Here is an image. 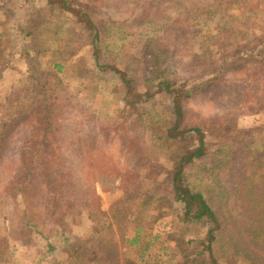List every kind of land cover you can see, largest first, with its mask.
Listing matches in <instances>:
<instances>
[{
    "label": "trees",
    "instance_id": "1",
    "mask_svg": "<svg viewBox=\"0 0 264 264\" xmlns=\"http://www.w3.org/2000/svg\"><path fill=\"white\" fill-rule=\"evenodd\" d=\"M140 1L139 15L150 7L158 9L144 3L148 0ZM174 1L180 6L179 24L188 17L207 16L213 25L207 40L196 42L195 50L201 53L184 65L185 77L168 74L167 50L162 44L154 50L159 34L165 37L175 31L172 25L162 21L158 28L142 26L128 33L130 18L126 22H120L119 16L110 18L127 29L117 27L118 32L134 37L133 50L144 54L149 47L147 53L152 51L151 56L141 57L146 84L139 89L125 69L102 62L103 43L94 16L100 0H88L85 6L75 0L38 4V0H0V22L4 19L10 27L8 35H0L3 48L26 62L28 72L15 119H8L6 112L11 85H0V264H135L136 259L142 264H223L217 261L214 247L226 248L227 257L239 261L237 242L241 243L242 233L251 245L264 248V240L251 226L256 217H264V123L250 129L238 127L244 116L264 115V22L259 15L264 0ZM35 2L37 6L26 7ZM47 3L57 5L56 13L49 15ZM63 13L80 31L66 35L71 45L55 32ZM45 33L53 41L48 48ZM50 45L63 51L67 64L39 63ZM87 48L94 70L83 55ZM147 59L150 67L144 65ZM164 65L167 68H161ZM109 70L124 84V95L113 106L110 99L116 90H111L103 105L105 112L114 110L111 118L100 120L94 108L89 118H83L71 101L74 96L66 89L71 87L66 79L100 87L99 81ZM229 74L246 78L232 83L237 89V111L208 120L197 116L188 122L194 114L187 115L188 103L209 95ZM214 127L222 129L216 133H221L220 139L227 137L233 145L210 153L211 164H195L208 159L205 131ZM231 132L243 136L234 139ZM124 133L136 139L130 163L119 164L106 148L97 163L99 177L107 174L103 179L110 180L113 170L112 174L129 172L131 164L133 168L138 164L136 170L145 177L144 188L149 191L132 194L124 189L123 198L108 213L96 211L87 161L94 156L97 140ZM149 143L154 151H169L167 157L166 152L162 155L170 162V177L159 181L158 174H151ZM234 153L251 162L253 183L249 186H244L247 182L241 177L248 169L240 172L231 164L236 160ZM193 165L203 173H197L200 182L190 178ZM155 213L158 220L169 218L164 228H172L171 234L156 232L145 237L143 225L156 224ZM171 242L177 245L172 253ZM253 249L246 247L244 252L253 256ZM180 252L182 261L174 260Z\"/></svg>",
    "mask_w": 264,
    "mask_h": 264
},
{
    "label": "rangeland",
    "instance_id": "2",
    "mask_svg": "<svg viewBox=\"0 0 264 264\" xmlns=\"http://www.w3.org/2000/svg\"><path fill=\"white\" fill-rule=\"evenodd\" d=\"M78 2L79 5L85 6L88 0H75ZM153 1L155 3H153ZM37 2V0H36ZM29 4L26 7L31 8L30 6L34 5L37 6L39 2H45V0H38L37 4ZM141 1L137 0L133 2V0H100L99 2V10L94 15L99 22V36L100 40L103 43L104 54L101 57L102 62H105L109 65H117L119 69H125L128 72V77L134 79L136 82V87L142 89L145 83V76L142 73V65L141 57H148L151 56V53H147L149 47L146 48V52L144 54H140L139 50H133L132 44L134 43V37L127 35H123L121 32H118L117 27H121L122 25L113 23L110 21L112 17L119 16L118 20L120 22H126L130 18V29L129 31L123 27V30H127V32L134 33L137 28H158L162 21L166 22V25H172L175 31L172 33L170 32L167 36L163 37L162 34H159V39H155V47L154 50L156 51L160 44L164 46L167 50V59H168V74H174L175 76L181 78L187 76L184 71V65L188 63L193 56L201 53V50H195V45L197 41H204L207 40L209 34L212 30V20L207 16L202 17H188L186 21H181L180 24L178 21V12L179 7L176 1L174 0H148L144 3H149L151 6L157 5L158 9H154L152 7L146 9L145 15H139ZM140 5V6H139ZM34 8V7H32ZM57 5L53 3H47L46 11H48L49 15L56 13ZM259 15H261V20L264 22V8L260 9ZM123 18V19H122ZM181 19V18H180ZM56 27L57 34L63 39V41L67 44V34H75L80 33L79 29L76 27V22L73 20H69L64 13L62 17H59L58 21L54 25ZM143 26V27H142ZM121 27V28H122ZM264 27V26H263ZM10 31L9 23L6 20H2L0 22V35L3 37L8 35ZM158 33V32H157ZM156 33V34H157ZM154 34V33H153ZM157 38V37H156ZM44 44L48 48V45L51 44L53 41L48 36V33L43 35ZM56 45L61 43L55 41ZM5 44L4 39L0 38V48L2 49L0 52V85H7L11 87L8 89L9 92L8 96V106L6 112H8V119H15V113L19 109V104L22 100V97L26 91V81L28 79V72L26 70V62L24 63L18 56L12 57V53L5 48H3ZM85 58L89 61L91 70L93 62L91 57V49L87 48L84 51ZM47 61L53 63H61L67 64V60L65 59L64 53L60 48H55L50 45V51H47L45 56L42 60H39L41 65L46 63ZM38 63V64H39ZM175 63L176 65H173ZM25 64V65H24ZM30 64V63H28ZM119 64V65H118ZM150 62L148 59L144 62L145 67L149 66ZM154 66V64H153ZM150 67V66H149ZM166 65L162 66L161 68H165ZM167 68V67H166ZM45 71V70H44ZM49 71H45L47 74ZM7 74L5 76L4 74ZM171 73V74H170ZM222 76V75H221ZM2 78V79H1ZM9 78L10 81L5 79ZM47 79V78H46ZM246 78L245 76H240L237 74H229L224 77V81H219L221 84L220 87H214L212 91H209V95L202 97L201 100H193L188 103L190 112L187 115H191L194 113L191 118H188V122H194L197 116L201 118H205L204 120H208V118H214L219 115H225L226 113L237 111V89L234 88L232 83L235 82H242ZM5 80V81H3ZM67 86L66 89L69 91V94H72L74 97L71 99L73 104L78 107V111L80 112L83 118H89L88 112L94 108L98 118L101 120L102 117L111 118V113H114L112 109L110 112H105L103 110V105L106 104V101H109V94L111 90H116L114 93V97L110 99V104L113 106H117L118 101L122 98L125 93V87L122 81L116 78L112 72L109 70L107 71V76H105L102 81H99L101 86L91 85L90 82L85 81L83 83L77 82L76 80L66 79ZM242 80V81H241ZM4 82V83H3ZM77 82V83H76ZM44 84L48 85V79L44 82ZM240 84V83H239ZM246 82L244 83V85ZM260 85V83H257ZM118 87V88H116ZM245 87V86H244ZM239 88V85H238ZM258 92V91H257ZM239 108V106H238ZM104 111V112H103ZM103 112V113H102ZM100 116V117H99ZM264 123V115L257 114L252 117L244 116L240 119L238 127L241 129H250L255 126V124H263ZM219 132H223L222 129L219 128H211L205 131V143L207 144V150L209 152L208 159L204 161L196 162L195 164H211L210 163V153H213L218 148H225L232 146L233 144H229L230 140L227 137L219 138V135L216 134ZM230 136L234 139L242 138V134L239 132H231ZM220 140L222 144H220ZM84 144L82 141L81 145ZM90 143H85L84 146ZM222 145V146H221ZM136 146V139H129V136L124 133L121 135H114L109 139L107 137L105 141L100 142L97 140L95 147L96 151L94 153V160L92 158L88 159V165L90 167V178L92 179V191H93V206L96 211L108 213L111 207L118 201L123 198V191L124 189H129L132 194H137L143 191L148 192V189H145V177L141 175L137 170L136 166L138 164H134V168L131 164V167L128 171H122L121 173L112 174L116 172L113 170L111 175L113 176L110 180L103 179L106 178L107 174L102 177H99L97 171V164L100 162L104 156L106 150L109 149L111 152V156L113 159L118 160L119 164H126L130 163L132 152L134 147ZM101 147H105L101 153ZM149 154L150 158L152 159V168L151 174H158L159 181L163 180L165 177H170L171 168L167 164V160L164 159L162 153H165V157L168 156L169 151L156 149L154 151V146L149 143ZM237 150L241 151L240 144H237ZM236 152V151H235ZM10 153H12V149L10 148ZM236 160L233 161L231 164H236L235 168L240 172H243L245 168L248 169V174L241 176L245 177L243 182H247L244 186H249V184L253 183V179L249 178L252 173L253 169L249 167L247 159L244 158L242 154H235ZM114 161V160H113ZM76 169H81L78 164H76ZM135 169V170H133ZM235 170V173L236 171ZM140 172H143L139 170ZM199 173L198 167L193 165L189 171L190 178L195 180L196 182H200L201 176L203 173H199L201 176L197 175ZM236 179L239 178L235 176ZM262 178H264V170L262 174ZM264 179H261V182ZM205 182V179H203ZM120 183V187L117 188L116 185ZM147 188V187H146ZM36 192H40L37 189ZM216 197L222 201V196L220 194L216 195ZM257 208L258 206L255 205ZM228 211V210H227ZM158 213H155L152 218L156 220V224H147L143 225L146 230V236L148 237L150 234L161 232V234L169 233L171 234L172 228H167L165 230L164 226L166 224H170L169 218L165 217L163 220L157 219ZM245 218L252 219L253 216H245ZM256 222L252 223V230L254 231L257 236L261 237V240H264V217H256ZM93 221H97L95 218ZM246 222V219H245ZM250 226V225H248ZM164 230V232H163ZM75 231H79L76 229ZM80 232V231H79ZM86 232H89L88 229ZM248 236L243 235L241 238V243L237 242L240 249V259L239 261L231 260L227 257V250L226 248L223 250L221 246L219 247L216 245L213 249V253L217 258V261L223 264H264V248L258 246L257 244L251 245L252 241L248 238ZM252 247L255 248L254 255H250V251L244 252V248ZM177 250V245L175 242H171V253ZM183 254L180 252L174 258L176 261H182ZM254 261V262H253ZM5 262V261H3ZM7 264H13L12 262H7ZM135 264H142L140 259H136Z\"/></svg>",
    "mask_w": 264,
    "mask_h": 264
},
{
    "label": "built area",
    "instance_id": "3",
    "mask_svg": "<svg viewBox=\"0 0 264 264\" xmlns=\"http://www.w3.org/2000/svg\"><path fill=\"white\" fill-rule=\"evenodd\" d=\"M116 187L119 188V187H120V183H118V184L116 185Z\"/></svg>",
    "mask_w": 264,
    "mask_h": 264
}]
</instances>
